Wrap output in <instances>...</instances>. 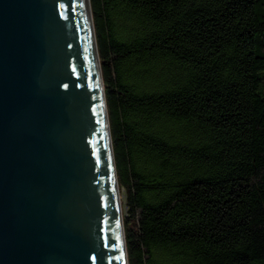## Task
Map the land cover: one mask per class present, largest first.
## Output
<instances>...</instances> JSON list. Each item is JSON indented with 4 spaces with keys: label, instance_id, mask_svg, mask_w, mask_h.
Segmentation results:
<instances>
[{
    "label": "trees",
    "instance_id": "obj_1",
    "mask_svg": "<svg viewBox=\"0 0 264 264\" xmlns=\"http://www.w3.org/2000/svg\"><path fill=\"white\" fill-rule=\"evenodd\" d=\"M128 264H264V0H89Z\"/></svg>",
    "mask_w": 264,
    "mask_h": 264
},
{
    "label": "water",
    "instance_id": "obj_2",
    "mask_svg": "<svg viewBox=\"0 0 264 264\" xmlns=\"http://www.w3.org/2000/svg\"><path fill=\"white\" fill-rule=\"evenodd\" d=\"M89 0H0V264H128Z\"/></svg>",
    "mask_w": 264,
    "mask_h": 264
},
{
    "label": "rangeland",
    "instance_id": "obj_3",
    "mask_svg": "<svg viewBox=\"0 0 264 264\" xmlns=\"http://www.w3.org/2000/svg\"><path fill=\"white\" fill-rule=\"evenodd\" d=\"M119 193H120V202H121V211H122V214H123V217H124V207H123V201H122V197H121V191L119 189Z\"/></svg>",
    "mask_w": 264,
    "mask_h": 264
},
{
    "label": "bare ground",
    "instance_id": "obj_4",
    "mask_svg": "<svg viewBox=\"0 0 264 264\" xmlns=\"http://www.w3.org/2000/svg\"><path fill=\"white\" fill-rule=\"evenodd\" d=\"M119 197H120V194H119ZM119 206H120V214H122V211H121V202L119 203Z\"/></svg>",
    "mask_w": 264,
    "mask_h": 264
}]
</instances>
